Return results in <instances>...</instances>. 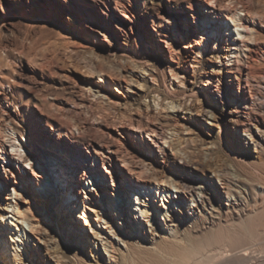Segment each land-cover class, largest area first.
<instances>
[{
	"label": "rangeland",
	"instance_id": "374dc122",
	"mask_svg": "<svg viewBox=\"0 0 264 264\" xmlns=\"http://www.w3.org/2000/svg\"><path fill=\"white\" fill-rule=\"evenodd\" d=\"M115 1L0 0V264H176L216 232L215 225L199 227L178 247L160 243L192 221L189 212L167 220L162 204L179 213L176 205L126 187L125 173L151 180L156 169L189 188L191 170L221 168L264 186V149L254 152L250 143L246 151L233 130L234 120L253 130L264 125V0H240L244 11L236 4L238 16L254 22L253 37L238 35L246 31L209 12L207 0H140L144 42L138 47L125 20L117 19L126 32L116 28ZM77 7L96 22L86 25ZM45 61L51 64L42 69ZM42 105L50 128L37 119ZM32 127L40 138L34 145L24 137ZM45 142L81 153H89L91 143L110 149L104 166L77 161L75 171L62 155L58 175L52 174L55 195L26 160L32 156L48 171L56 169L42 155ZM180 149L190 157V171L182 167L189 159ZM175 194L171 188L169 195ZM260 233L255 244L263 252Z\"/></svg>",
	"mask_w": 264,
	"mask_h": 264
},
{
	"label": "bare ground",
	"instance_id": "6f19581e",
	"mask_svg": "<svg viewBox=\"0 0 264 264\" xmlns=\"http://www.w3.org/2000/svg\"><path fill=\"white\" fill-rule=\"evenodd\" d=\"M94 1L97 2L99 0ZM225 1H228L230 5L233 4V6L230 7L224 5L223 3ZM207 3L209 6L205 8H208L209 12L221 17L223 21L225 20L227 23L229 21L236 23L233 27L238 29L241 28L246 31L245 34L243 33L244 35L241 32H237L238 35H242L244 37H253L255 31L252 33L254 28L250 26L254 25V22L248 20L247 18H241L237 14L238 9L236 4L241 3L240 0H207ZM211 3L215 6L211 5ZM241 4L242 10H247V6L244 3ZM77 8L81 14L85 15L86 25H88L87 20L92 24L96 22L93 15L85 12L81 7ZM142 8L143 6L140 4V0H116L114 2V7L110 10L111 17L116 20V28L118 30L126 32L117 19H123L128 23V37L137 47L142 45L144 42L138 25V18L141 14ZM227 28L228 25H225V29ZM209 34L212 37L216 36L217 38V33L215 30H211ZM46 59L48 58L45 56V59L43 60ZM32 60L33 58L31 61ZM47 61L41 64L40 60L39 63L42 69H44V67H48L49 64H51L49 63L50 61ZM73 104L77 106V103L74 102ZM44 107V105L41 107H36V109L40 111V116L37 119L41 124L44 123V127L50 128L52 123L51 118L41 112ZM31 114L34 115V112H31ZM233 126L234 133L236 132L242 136L239 139V142L246 146V151L250 147V143L253 144L254 152L263 151L264 125L261 127L256 125V129L253 130L250 126L240 124L239 120H234ZM79 129L80 128L78 127V130ZM145 132L148 133L149 131L146 130ZM150 132L155 131L154 129H150ZM20 134L23 135L22 133ZM26 134L33 145L36 142H40L39 135L36 130L33 129V127L29 128L24 133V137ZM45 144L48 145V150L42 152V155L50 159L53 162L52 166L56 169L48 171L38 163L37 159L32 156L27 157L26 160L31 163L32 167L35 168L33 173L37 174L40 178L45 179V181H39V184L41 186H47V182L49 185H51L48 190L55 195L56 190L53 189L54 182L52 180V174L58 175L57 167L60 164L59 162L60 158H62V155L65 156V163L69 165L72 164V170L75 171L77 170V161H83L84 164L104 166L105 159L103 155L106 149H110L109 147L101 144L91 143L89 144L91 151L89 153H81L78 151H73L70 148L66 149V147L61 144L54 145L50 142H45ZM180 152L186 156L187 159H189L188 162L183 160V169L190 171V157L186 155V153H184L181 149ZM72 160H74L73 163ZM179 160H182V157H179ZM122 162L125 163V161ZM65 163H62V165L67 168ZM203 171L204 169L199 167H196L194 171H190L194 185L189 188L186 182L178 176L172 177L165 175L156 169H150L151 180L135 178L126 173L123 174L121 179L128 188H139V190H144L147 195L153 193L152 195L156 198L163 197L162 202L167 201V204L169 202H173L176 205L175 209L178 210L179 213L174 210L170 211L166 203L162 204V206L166 208V210H163L164 212L162 213L169 221L175 222L174 219L177 218V216H180L182 219L184 217L188 218V215L184 216L185 208L188 210L189 219L191 218L192 221L185 222V224L182 226H177L174 235L168 237L167 240L162 239L163 241L160 243L163 242L171 244L174 247H178L180 246V240H183L186 235L192 233L199 227L205 228L215 225L216 232H214V234L210 236L209 239H207L206 243L195 248L187 255H183L179 262H176V264H264V251L262 252V250L259 248L261 244H255L261 238L260 231L264 230V186L254 185L253 183L248 184V181H246L248 182L246 183L226 169H211L208 171V173ZM92 174L95 177L98 176L96 172H93ZM200 174L202 176H200ZM109 179L113 184V188H118V183L115 181V179L111 176ZM195 185H198L201 188L197 189ZM81 186L82 184L78 186L77 189V191H79L77 194L79 195ZM171 188L176 190V194L174 196L169 195ZM211 188L215 189L216 193L207 195V191L205 189L210 190ZM22 189L23 188L20 185L13 186V190L15 192H20L21 195H23ZM186 192L191 193L190 197L185 195ZM95 194H97V196H101L102 189L97 186ZM198 194H200V197ZM77 198H79V196ZM196 198H198V200ZM223 200L227 202V207L224 206ZM189 202H192L193 205H187ZM63 203L70 207L69 198L63 197ZM83 203L84 206L87 205L88 208H91V206L84 200ZM58 207L61 206L58 205ZM136 207L141 216H144L146 219L150 218L146 207H142L141 204L136 205ZM98 209V206H94L91 210L95 213V217L100 220L103 217L98 214ZM149 210L152 211L151 208H149ZM17 214L20 216L21 220H26L21 212V207H18ZM83 221L90 229L93 230L94 223H90L87 218H84ZM187 223L191 224L192 227L189 228ZM139 224L141 223L139 222ZM107 228L110 229L111 227L108 225ZM191 259L194 261L189 262Z\"/></svg>",
	"mask_w": 264,
	"mask_h": 264
}]
</instances>
